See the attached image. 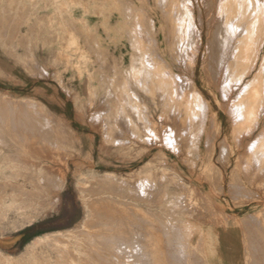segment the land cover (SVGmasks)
I'll list each match as a JSON object with an SVG mask.
<instances>
[{
    "label": "rangeland",
    "instance_id": "374dc122",
    "mask_svg": "<svg viewBox=\"0 0 264 264\" xmlns=\"http://www.w3.org/2000/svg\"><path fill=\"white\" fill-rule=\"evenodd\" d=\"M189 1L0 0V62L44 81L25 88L23 72L17 84L0 72V234L61 216L66 199L80 203L76 223L47 221L40 237L0 249V264H212L216 231L246 212L230 198L233 167L246 155L264 169V0L244 16L222 0ZM245 16L244 57L219 54L215 29ZM190 27L202 28L198 49ZM95 146L104 167L115 152L117 173L96 169ZM222 149L230 158L217 157ZM127 162L143 167L122 173ZM246 186L264 200V185Z\"/></svg>",
    "mask_w": 264,
    "mask_h": 264
},
{
    "label": "crops",
    "instance_id": "0c3cea01",
    "mask_svg": "<svg viewBox=\"0 0 264 264\" xmlns=\"http://www.w3.org/2000/svg\"><path fill=\"white\" fill-rule=\"evenodd\" d=\"M0 72L8 81H12L15 84L19 82V78H22L21 72H23L26 80L25 88H38L44 84L43 80L36 81L33 79L34 77L29 75L26 70L18 66L17 63L8 66L0 62ZM14 90L17 89L15 88ZM92 137L96 139L98 137V133H93ZM225 141L226 140H224V142ZM98 148V146H95L90 150V154L94 159V164H96V169L100 173H105L108 176L117 173L116 167H118V161L115 159V152L112 151L110 154L103 156L111 161L109 162L111 164L110 166L104 167L103 161L100 159L102 155ZM255 148L256 144H253L247 151L249 154L254 155L253 158H257L254 152ZM230 155L231 150L222 149L221 151H218L217 157L225 159L230 158ZM241 157L244 159L242 161L244 165L240 166V164H238L237 166H234L231 171V173H233V178L232 186L230 188V198H233L234 201L240 200V203L237 201L238 203L236 202V204H239V207H243V210L246 212H240V209H236L234 214H229L232 216V221L230 220L228 224L218 228L216 231V239L212 244V264H264V200L259 194L257 197L255 196L257 194L248 192L251 189L246 186V182L251 185H264V169L258 165L261 164V160L254 159L252 161L253 165H251L245 160L247 157L246 155H240V159ZM128 162V165L123 166L124 169L121 170L122 173L138 174L140 169L143 167V165H140L137 168H131ZM102 167L104 168L102 169ZM124 183L125 182L122 180V185ZM149 185L150 184L145 183L144 180L138 181L137 192L139 194H144L145 189L149 188ZM70 188L71 187L66 188V194L70 191ZM123 189L124 188H122V190ZM66 200V202L64 201V205L66 204V211H64L61 216H52L47 220L44 219L40 223L41 225H39V223L33 225L30 230L14 236H3L0 234V249L12 250L22 247L28 241H32L40 237L44 233L46 228L44 225L47 224V221H52V223L56 226L61 227H65L69 223H76L79 219V210L76 207L80 205V203H76L75 200ZM107 200L108 198L106 197V203H90L89 207L92 205L97 206L98 204H104L107 206L109 205ZM243 200H246L247 203ZM208 253L210 254L209 249Z\"/></svg>",
    "mask_w": 264,
    "mask_h": 264
},
{
    "label": "bare ground",
    "instance_id": "6f19581e",
    "mask_svg": "<svg viewBox=\"0 0 264 264\" xmlns=\"http://www.w3.org/2000/svg\"><path fill=\"white\" fill-rule=\"evenodd\" d=\"M158 3H160V4H163V2H164V0H156ZM200 1V0H199ZM207 1V0H206ZM210 1L211 0H209L208 2H206V6L209 8V7H211V5L213 6V3H211L210 4ZM260 1V0H259ZM259 1H257V0H222L220 3L222 4V6L224 7V8H222V9H226V8H228L229 9V7H230V15L231 16H234L236 13H242V15L244 16V14H246V15H250L249 14V12H251V9H253V10H256V7H258L257 6V3H259ZM263 1V0H262ZM171 2V1H170ZM183 2V1H182ZM187 2H189L190 3V1L189 0H187ZM212 2V1H211ZM217 2V1H216ZM198 4H199V2H197ZM263 3V2H262ZM165 5V4H164ZM163 5V6H164ZM168 5V4H167ZM172 5H174V4H172ZM191 5H192V2H191ZM220 5V4H219ZM232 5H233V8L231 9V7H232ZM260 5V4H259ZM187 6V5H186ZM197 6H199V5H197ZM218 6V5H217ZM221 6V5H220ZM158 7H159V5H158ZM171 7V6H170ZM176 7V6H175ZM200 7V6H199ZM199 7H197V9H199ZM264 8V7H263ZM175 9V8H174ZM173 9V10H174ZM201 9V8H200ZM205 9H206V7H205ZM212 9V8H211ZM260 9V8H259ZM164 10V9H163ZM177 10V9H176ZM208 10V9H207ZM213 10V9H212ZM227 10V9H226ZM133 11H134V9H133ZM138 11H139V9H138ZM143 11V10H142ZM189 11V10H188ZM192 11V10H191ZM201 11V10H200ZM199 11V12H200ZM228 11V10H227ZM229 11H228V13H229ZM263 11V10H262ZM132 12V11H131ZM198 12V13H199ZM209 12V11H208ZM260 12V11H259ZM145 13V12H144ZM192 13L193 12H191V19H192V22L194 21L195 22V20H194V18H193V16H192ZM218 13H220V12H218ZM252 13H254L253 11H252ZM251 13V14H252ZM138 13H136V14H134V15H137ZM142 14V13H141ZM221 14H222V12H221ZM256 14H257V12H256ZM261 14V13H260ZM143 15V14H142ZM145 15V14H144ZM147 15V14H146ZM173 15V14H172ZM171 15V16H172ZM210 15V14H209ZM253 15V14H252ZM262 15V14H261ZM264 15V14H263ZM138 16V15H137ZM141 16V15H140ZM201 16H202V12H201ZM221 16V15H220ZM139 17V16H138ZM170 17V16H169ZM203 17V16H202ZM207 17V16H206ZM222 17V16H221ZM228 17V16H227ZM249 16H245V18H235L234 17V21H232L234 24H231V23H228L227 22V25H226V22L224 23L225 25L223 26V25H220V26H218V28L217 29H215V32H216V38L218 39V45L215 43L216 42V40H214V38H213V40L215 41V42H213V41H211V39H210V34L208 33L207 35H208V43L210 44V45H212V44H216L218 47H219V49L217 48V50H218V53L219 54H224L227 50H229V51H231L230 53L232 54V56H239L238 54H242L241 56H243V49H242V47H244L243 45H245L246 44V42H247V40L251 37V36H249V35H245V34H247L245 31V29H247V31H248V29L250 28L249 26L251 25V22H253V21H250L251 19H250V17H252V16H250L249 18H248ZM129 18V17H128ZM136 18V17H135ZM146 18V20H147V17H145ZM172 18V17H171ZM200 18V17H199ZM226 18V17H225ZM231 18V17H230ZM257 18V17H256ZM259 18V17H258ZM137 19V18H136ZM189 19V18H188ZM190 19V20H191ZM227 19V18H226ZM184 20V19H183ZM200 20V19H199ZM216 20V19H215ZM220 20V19H219ZM218 20V21H219ZM221 20H222V18H221ZM254 20H257V19H254ZM262 20V19H261ZM142 21H144V18H143V20ZM171 21V20H170ZM201 21V20H200ZM200 21H199V23H200ZM202 21H204L203 19H202ZM202 21H201V23H202ZM207 21V20H206ZM211 21V20H210ZM230 22H231V20H229ZM145 22V21H144ZM149 22V21H148ZM188 22V21H187ZM194 22H193V24H194ZM209 22V21H208ZM220 22V21H219ZM217 23L218 25L219 24H221V23ZM256 22V21H255ZM141 23V22H140ZM182 23H184L183 21H182ZM190 23V22H189ZM210 23H212V22H210ZM210 23H208V24H210ZM222 23H223V21H222ZM237 23V25H235ZM257 23V22H256ZM255 24V23H254ZM143 25V24H142ZM200 25V24H199ZM215 25H216V23H215ZM137 25H135V27H136ZM182 26V25H181ZM185 26V25H184ZM187 26V25H186ZM191 26V25H190ZM194 26H195V24H194ZM144 27V26H143ZM197 27V26H196ZM196 27H194V31H195V28ZM200 27H201V25H200ZM214 27H217V25L216 26H214ZM193 28V27H192ZM151 29H152V27H151ZM183 29V28H182ZM190 30H192L191 29V27L189 28ZM203 29H204V27H203ZM136 30V29H135ZM174 31V30H173ZM184 31V30H183ZM193 31V30H192ZM193 31V32H194ZM210 31V30H209ZM211 31H212V29H211ZM185 32V31H184ZM254 32V31H253ZM257 32V31H256ZM134 33V32H133ZM138 33H139V31H138ZM187 33H188V31H186V36H187ZM195 33H197V34H195ZM249 33V32H248ZM145 34V33H144ZM202 34H203V31H202V28H201V30L200 29H197V32H194V36L196 35V40H192L191 42L193 43V45H194V41H195V43H196V45H197V49L199 48V46H200V44L201 43H203V39H202ZM250 34V33H249ZM135 35V34H134ZM148 35V34H147ZM173 35V34H172ZM183 35V34H182ZM192 35H193V33H192ZM135 36H137V35H135ZM184 36V35H183ZM191 36V35H190ZM187 37H189V35L187 36ZM138 38V37H137ZM182 38V37H181ZM191 38V37H190ZM175 39H178L177 37H175ZM186 39V38H185ZM191 39H193V38H191ZM141 40V39H140ZM150 40V39H149ZM151 40H152V38H151ZM174 40V39H173ZM187 41H188V39H186ZM190 40V39H189ZM146 41V40H145ZM145 41H144V43H145ZM189 42V41H188ZM254 41H251V43H253ZM149 43V42H148ZM178 43V42H177ZM256 43V42H255ZM140 44V43H139ZM139 44H138V46H139ZM146 44V43H145ZM186 44V43H185ZM190 44V43H189ZM254 44V43H253ZM257 44V43H256ZM137 45V44H136ZM141 45H142V43H141ZM151 45V44H150ZM179 45V44H178ZM188 46V45H187ZM229 46V47H228ZM246 46V45H245ZM137 47V46H136ZM149 47V46H148ZM154 47V46H153ZM182 47H184V46H182ZM190 47V46H189ZM253 47V46H252ZM256 47V46H255ZM142 48V47H141ZM174 48V47H173ZM138 49V48H137ZM145 49V48H144ZM143 50V49H142ZM213 50V49H212ZM250 50V49H249ZM176 51V50H175ZM195 51V50H194ZM211 52H213V51H211ZM154 53V52H153ZM227 53V52H226ZM176 54H178V53H176ZM228 54V53H227ZM231 54L229 55V56H231ZM247 55L249 54V53H246ZM146 55V54H145ZM227 55V56H228ZM255 55V54H254ZM147 56V55H146ZM220 56V55H219ZM224 56V55H223ZM227 56H225L226 58H227ZM143 57H145L144 55H143ZM150 57V56H149ZM224 57V58H225ZM244 57V56H243ZM246 57V56H245ZM158 58H160V57H158ZM221 58H223V57H221ZM225 58V59H226ZM231 58H233V57H231ZM238 58H240V57H238ZM144 60H145V58H143ZM150 59V58H149ZM196 59V58H195ZM195 59H194V61L191 63V65H192V67H191V70H192V68L195 66ZM220 59V58H219ZM218 59V60H219ZM234 59V58H233ZM232 59V60H233ZM215 60V59H214ZM227 60V59H226ZM230 59H228V61H229ZM236 60V59H235ZM239 60H242V58L241 59H239ZM243 60H244V58H243ZM242 60V61H243ZM153 61V60H152ZM219 61H222V59H220ZM218 61V62H219ZM224 61V60H223ZM228 61H227V63H228ZM241 61V62H242ZM143 62V61H142ZM145 62V61H144ZM147 62V61H146ZM185 62V61H184ZM214 62V61H213ZM239 62V61H238ZM251 62V61H250ZM140 63V62H139ZM149 63V62H148ZM179 63V62H178ZM215 63H216V61H215ZM219 63H221V62H219ZM224 63H226V61L224 62ZM223 63V64H224ZM233 63V62H232ZM243 63V62H242ZM249 63V62H248ZM142 64V63H141ZM147 64V63H146ZM218 64V63H217ZM149 65V64H148ZM154 65V64H153ZM152 65V66H153ZM157 65V64H156ZM159 65V64H158ZM218 65H220V64H218ZM221 65H222V63H221ZM229 65V64H228ZM232 65V64H231ZM230 65V66H231ZM235 65H236V62H235ZM241 65V64H240ZM211 66V65H210ZM222 66H224V65H222ZM244 66H245V64H244ZM148 67V66H147ZM160 67V66H159ZM220 67V66H219ZM228 67V66H227ZM237 67H239V65L237 66L236 65V68ZM142 68V67H141ZM143 68H144V66H143ZM169 68V67H168ZM167 68V69H168ZM213 68V67H212ZM235 68V67H234ZM246 68V67H245ZM160 69V68H159ZM166 69V68H165ZM164 69V70H165ZM179 69V68H178ZM157 70V69H156ZM170 70V69H169ZM213 70V69H212ZM241 70V69H240ZM246 70H248V69H246ZM193 71V70H192ZM215 71V70H214ZM214 71H213V73H214ZM226 71H228L227 69H226ZM225 71V72H226ZM233 71H234V69H233ZM259 71V70H258ZM263 71V70H262ZM160 72V71H159ZM164 72V71H163ZM211 72V71H210ZM238 72V71H237ZM171 73V72H170ZM234 73H235V71H234ZM239 73V72H238ZM262 73V72H261ZM151 74H152V72H151ZM161 74V73H160ZM159 74V75H160ZM217 74V73H216ZM232 74V76H233V73H231ZM236 74V73H235ZM150 75V74H149ZM155 75V74H154ZM171 75H172V73H171ZM173 75H174V73H173ZM243 75V74H242ZM260 75V74H259ZM143 76V75H142ZM168 76V75H167ZM181 76V75H180ZM215 76H218V75H215ZM236 76H237V74H236ZM263 76V75H262ZM262 76H261V79H262ZM135 77V76H134ZM157 77H158V75H157ZM244 77V76H243ZM258 77V76H257ZM162 78V77H161ZM174 78H175V76H174ZM177 78H178V76H177ZM185 78V77H184ZM227 78V77H226ZM225 78V79H226ZM239 78V77H238ZM139 79V78H138ZM137 79V80H138ZM159 80H160V78H158ZM179 79H181V77H179ZM178 79V80H179ZM214 79H215V77H214ZM213 79V80H214ZM233 79V78H232ZM236 79V78H235ZM135 80V79H134ZM178 80H176V81H178ZM216 80H217V77H216ZM230 80H231V78H230ZM240 80V79H239ZM146 81V80H145ZM168 81V80H167ZM175 81V82H176ZM180 81H182V80H180ZM235 81V80H234ZM258 81V80H257ZM261 81V80H260ZM163 82V81H162ZM173 82V81H172ZM237 82V81H236ZM142 83V82H141ZM160 83V82H159ZM181 82H179V84H180ZM234 83V82H233ZM145 84H147V83H145ZM148 84H151V83H149L148 82ZM166 84H168V83H166ZM238 84V83H237ZM136 85V84H135ZM231 85V84H230ZM251 85V84H250ZM137 86V85H136ZM139 86V85H138ZM137 86V87H138ZM142 86V85H141ZM144 86V85H143ZM167 86V85H166ZM178 86V85H177ZM183 86V85H182ZM218 86V85H217ZM248 86V85H247ZM256 86V85H255ZM258 86V85H257ZM259 86H260V83H259ZM180 86H178L177 88H179ZM196 87V86H195ZM219 87V86H218ZM182 88V87H181ZM180 88V89H181ZM190 88H191V90H192V92L194 93L195 92V94L197 95V98H198V93H199V91H198V89H195V88H192V86L190 85ZM247 88V87H246ZM253 88V87H252ZM257 88V87H256ZM145 89H147V88H145ZM151 89V88H150ZM168 89V88H167ZM166 89V90H167ZM221 89V88H220ZM255 89V88H254ZM190 90V91H191ZM245 90V89H244ZM258 91H257V96H258V94H259V91H260V88L259 89H257ZM151 91V90H150ZM174 91V90H173ZM177 91V90H176ZM176 91H174L175 93H176ZM182 91V90H181ZM189 91V92H190ZM247 91V90H246ZM252 91V90H251ZM168 92V91H167ZM253 92V91H252ZM261 92V91H260ZM133 93V92H132ZM147 93V92H146ZM173 93V92H172ZM174 93V94H175ZM191 93V92H190ZM190 93H189V95H190ZM250 93V92H249ZM194 94V95H195ZM172 95V94H171ZM177 95V94H176ZM188 95V96H189ZM193 95V94H192ZM195 95V96H196ZM200 96H201V94H199ZM137 96V95H136ZM139 96V95H138ZM185 96V95H184ZM176 97V96H175ZM259 97H260V94H259ZM137 98V97H136ZM136 98H134V99H136ZM174 98V97H173ZM190 98V97H189ZM196 97H195V99H197ZM242 98V97H241ZM175 99H177V98H175ZM180 99H181V97H180ZM183 99V98H182ZM191 99V98H190ZM137 100V99H136ZM140 100V99H139ZM173 100V99H172ZM38 101V100H37ZM142 101V100H141ZM194 101V100H193ZM132 102V101H131ZM174 102H175V100H174ZM183 102V101H182ZM200 102V101H199ZM186 103V102H185ZM197 103V102H196ZM139 104V103H138ZM183 104V103H182ZM193 105L195 106V104L193 103ZM257 105V104H256ZM135 106V105H134ZM141 106V105H140ZM168 106V105H167ZM191 106H192V104H191ZM259 106V105H258ZM146 107V106H145ZM144 109H146V108H144ZM138 110V109H137ZM193 110H195V109H193ZM238 111H240V110H238ZM139 112V111H138ZM135 113V112H134ZM242 113H243V111H242ZM136 114V113H135ZM197 114V113H196ZM241 114V113H240ZM143 115V114H142ZM190 115V114H189ZM145 116V115H144ZM245 116V115H244ZM191 117V116H190ZM239 117V116H238ZM9 118V117H8ZM147 118V117H146ZM8 123V122H7ZM10 124V123H9ZM10 127V126H9ZM8 128V127H7ZM11 129V128H10ZM8 130V129H7ZM236 131V130H235ZM1 133V132H0ZM9 134V133H8ZM5 140V139H4ZM1 142V141H0ZM6 144H8V143H6ZM260 144V143H259ZM262 149V148H261ZM264 149V148H263ZM109 177V176H108ZM185 177V176H184ZM47 179V178H46ZM108 180V179H107ZM146 183V182H145ZM49 184V183H48ZM150 187V186H149ZM152 187V186H151ZM147 189V188H146ZM131 190V189H130ZM143 191V190H142ZM28 192V191H27ZM145 192V191H144ZM156 192V191H155ZM134 195V194H133ZM102 214V213H101ZM158 217V216H157ZM149 218V217H148ZM112 219V218H111ZM114 220V219H113ZM86 221V220H85ZM107 224H109V223H107ZM169 224V223H168ZM171 225V224H170ZM104 226V225H103ZM100 227H102V226H100ZM106 227V226H105ZM103 228V227H102ZM162 232V231H161ZM175 232V231H174ZM176 233V232H175ZM148 235V234H147ZM255 237V236H254ZM135 238V237H134ZM162 243V242H161ZM166 243H168V242H166ZM255 244V243H254ZM257 244V243H256ZM152 245H153V243H152ZM140 246V245H139ZM173 256V258H174V255H172ZM208 257V256H207ZM173 258H171V259H173ZM201 258V257H200ZM148 262V261H147ZM147 262H146V264H147ZM173 262H175V261H173ZM189 262H190V260H189ZM149 263V262H148ZM169 263H171V262H169ZM205 263V262H204ZM172 264V263H171Z\"/></svg>",
    "mask_w": 264,
    "mask_h": 264
}]
</instances>
